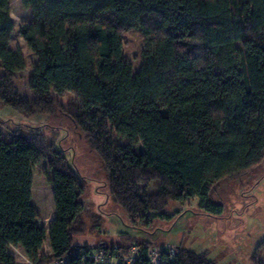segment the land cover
Instances as JSON below:
<instances>
[{
  "label": "trees",
  "instance_id": "trees-1",
  "mask_svg": "<svg viewBox=\"0 0 264 264\" xmlns=\"http://www.w3.org/2000/svg\"><path fill=\"white\" fill-rule=\"evenodd\" d=\"M21 4L31 19L18 32L35 62L19 75L26 61L10 46L14 23L9 0H0V101L26 115L69 118L107 170L103 186L132 227L141 221L149 233L153 219L173 215L172 203L192 197L220 215L210 191L264 160V0ZM132 28L143 35L135 73L123 52V34ZM42 160L53 173L49 254L39 253L46 229L30 201L32 168ZM85 192V177L42 129L0 126V264H16L10 245L32 264H153L155 248L160 264H215L183 246L170 256L168 246L127 232L113 244H76L74 236L96 233L102 221L81 200ZM98 249L112 261L94 258Z\"/></svg>",
  "mask_w": 264,
  "mask_h": 264
},
{
  "label": "rangeland",
  "instance_id": "rangeland-1",
  "mask_svg": "<svg viewBox=\"0 0 264 264\" xmlns=\"http://www.w3.org/2000/svg\"><path fill=\"white\" fill-rule=\"evenodd\" d=\"M10 16L14 31L10 46L20 50L26 67L19 73L26 76L32 70L34 56L27 48L18 27L28 22L29 10L22 7L21 0H9ZM123 52L129 57L132 72L140 66V50L143 35L139 28L123 34ZM71 93L65 99L73 98ZM0 126L15 128L39 127L49 136L56 149L63 150L69 164L86 180V192L81 200L86 208L102 217L97 232H85L74 236L78 245H95L98 241L113 244L119 233L127 232L139 239L153 241L156 247L183 246L204 253L215 264H264V160L250 173L236 180H222L210 191L209 200L222 205V213L213 215L200 207L197 197L182 203H172L168 211L173 215L165 220L153 219L151 227L142 228L138 221L132 227L126 212L108 196L103 186L108 172L100 164L97 154L90 148L84 134L72 121L59 112L55 114L26 115L0 101ZM31 204L37 211V223L46 229L45 247L50 248L48 228L55 211L52 200L53 176L47 163L42 160L32 168ZM157 186L150 184V189ZM151 230V231H150ZM99 231V233H98ZM154 235V236H152Z\"/></svg>",
  "mask_w": 264,
  "mask_h": 264
},
{
  "label": "built area",
  "instance_id": "built-area-1",
  "mask_svg": "<svg viewBox=\"0 0 264 264\" xmlns=\"http://www.w3.org/2000/svg\"><path fill=\"white\" fill-rule=\"evenodd\" d=\"M168 253L170 256H172L174 254L175 251V247H168ZM136 251V247H131L130 248V252L131 254L129 255V257L126 258L127 262L130 263L133 259V253ZM160 251L159 249H153L150 252V259L151 262L153 264H160L163 262V260L160 257ZM93 257L104 262V263H108L110 261H112V258L109 255H105L104 251L102 249H98L94 254ZM52 264H67V259L66 258H61L58 259L56 261H54Z\"/></svg>",
  "mask_w": 264,
  "mask_h": 264
},
{
  "label": "crops",
  "instance_id": "crops-1",
  "mask_svg": "<svg viewBox=\"0 0 264 264\" xmlns=\"http://www.w3.org/2000/svg\"><path fill=\"white\" fill-rule=\"evenodd\" d=\"M45 244V241L42 245V247L39 250L40 254H49L51 252V248H47L45 247V249H43ZM8 253L14 258L16 264H32L28 258L26 257V255L23 252V249L20 246H12L10 245L8 247Z\"/></svg>",
  "mask_w": 264,
  "mask_h": 264
}]
</instances>
